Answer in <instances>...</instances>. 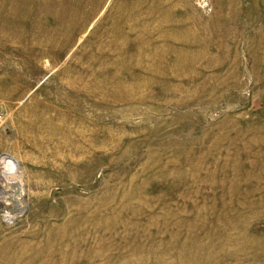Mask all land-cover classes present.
Returning <instances> with one entry per match:
<instances>
[{"label":"rangeland","instance_id":"obj_1","mask_svg":"<svg viewBox=\"0 0 264 264\" xmlns=\"http://www.w3.org/2000/svg\"><path fill=\"white\" fill-rule=\"evenodd\" d=\"M0 264H264V0H0Z\"/></svg>","mask_w":264,"mask_h":264},{"label":"bare ground","instance_id":"obj_2","mask_svg":"<svg viewBox=\"0 0 264 264\" xmlns=\"http://www.w3.org/2000/svg\"><path fill=\"white\" fill-rule=\"evenodd\" d=\"M3 233H4V232H3ZM3 233H2V234H3ZM2 234H1V235H2Z\"/></svg>","mask_w":264,"mask_h":264}]
</instances>
